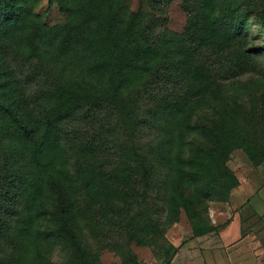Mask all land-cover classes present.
Segmentation results:
<instances>
[{"label": "rangeland", "instance_id": "obj_1", "mask_svg": "<svg viewBox=\"0 0 264 264\" xmlns=\"http://www.w3.org/2000/svg\"><path fill=\"white\" fill-rule=\"evenodd\" d=\"M194 7V0H0V16L13 11L21 18L18 25L4 27L7 32L0 29V62L13 71V81L16 77L23 83L30 102L40 101L34 102L37 116L56 117L78 108L81 100L112 93L119 81L116 69L130 65L136 40L151 32L153 15L170 41L171 33L181 35L189 26ZM200 10L203 17L209 16L204 29L221 32L219 44L232 25H239L251 36L252 45L264 48V0H218L215 6L200 0ZM146 13L149 17L142 16ZM77 37L84 45L78 49L85 51L67 53L70 48L64 42ZM57 51L65 53L54 60L52 53ZM257 62L261 78H237L231 93L238 106L257 114L261 108L264 123V53ZM136 91L124 93L127 107L134 108ZM67 126H57L61 134L52 138L59 142L54 155L57 167L51 166V158L34 161L36 174L49 166L43 172L44 187L29 189L22 203L20 222L27 221L33 233L27 239L18 237L19 246L11 250L5 242L0 264H264L261 148L233 151L226 172L211 171L208 179L190 188L181 177L196 172L199 161L196 157L188 161L182 143L173 157L176 182L168 188L165 204L157 207L151 200L142 204L136 193L124 195L116 183L126 174L101 170L80 141L63 134L82 126L76 121ZM12 134L5 132L7 142L0 147L2 174L9 168L12 145H17ZM29 150L34 154L38 148ZM61 179L73 192L71 204L58 195ZM233 184L236 187L230 190ZM205 249L215 255L204 256Z\"/></svg>", "mask_w": 264, "mask_h": 264}, {"label": "trees", "instance_id": "obj_2", "mask_svg": "<svg viewBox=\"0 0 264 264\" xmlns=\"http://www.w3.org/2000/svg\"><path fill=\"white\" fill-rule=\"evenodd\" d=\"M217 1L207 0V5L215 6ZM194 2L189 26L181 35L171 33L174 39L170 41L164 39L167 32L158 17L150 18L151 32L141 33L136 40L138 46L130 65L125 68L121 64L116 69L119 81L110 95L81 100L78 108L67 109L56 117L37 116L34 102L40 101L30 102L23 83L16 77L13 81V71L0 62V147L7 142V130L17 141L9 152V168L5 174L0 173V256L5 242L11 250L19 246L18 237L27 239L33 233L27 221L20 222L22 203L29 189L44 187L43 172L49 165L36 174L34 161L51 158V166L57 167L54 155L59 142L54 143L52 138L61 134L57 129L64 124L70 127L76 121L78 127L82 126L63 134L80 141L82 148H87L93 160L102 165L101 170L126 174L116 183L121 184L124 195L136 193L142 204L151 200L157 207L165 204L167 190L176 182L173 157L182 143L188 161L195 157L199 161L196 172L181 177L183 185L190 188L198 180L208 179L211 171L220 168L226 172L225 163L237 149L259 147L264 152L263 111L260 108L257 114L249 107L238 106L231 93L237 78H261L257 58L264 48L252 45L251 36L239 25H232L224 34V43L219 44L221 32L204 29L209 16L203 17L200 0ZM20 19L16 12L5 11L0 16V29L4 32V27L10 29ZM8 20L12 24H7ZM64 44L70 48L69 54L71 49L76 54L85 51L78 49L84 46L78 37L70 41L67 38ZM64 53L53 52L54 60ZM130 89L137 90L134 108L127 107L123 98ZM215 94L218 99L211 100ZM33 147L38 148L34 154L29 150ZM189 166L191 169L193 163ZM55 178L58 181L59 176ZM60 182L63 189L58 195L71 204L73 192H68L65 180ZM235 187L231 185L230 190ZM28 199L32 200L31 194Z\"/></svg>", "mask_w": 264, "mask_h": 264}, {"label": "crops", "instance_id": "obj_3", "mask_svg": "<svg viewBox=\"0 0 264 264\" xmlns=\"http://www.w3.org/2000/svg\"><path fill=\"white\" fill-rule=\"evenodd\" d=\"M203 252V254H204V256H209L210 254H211V252H213V250H208V249H205L204 251H202ZM215 255V251L213 252V254H212V256H214ZM211 256V257H212Z\"/></svg>", "mask_w": 264, "mask_h": 264}]
</instances>
